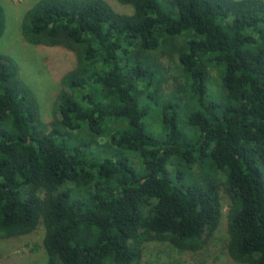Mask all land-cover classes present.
I'll list each match as a JSON object with an SVG mask.
<instances>
[{
    "label": "trees",
    "instance_id": "obj_1",
    "mask_svg": "<svg viewBox=\"0 0 264 264\" xmlns=\"http://www.w3.org/2000/svg\"><path fill=\"white\" fill-rule=\"evenodd\" d=\"M117 1L131 13L105 0L24 12L28 43L74 55L47 123L0 53V238L42 225L45 264H140L148 241L201 248L226 195L227 255L264 264V0ZM157 51L181 69L169 92Z\"/></svg>",
    "mask_w": 264,
    "mask_h": 264
},
{
    "label": "rangeland",
    "instance_id": "obj_2",
    "mask_svg": "<svg viewBox=\"0 0 264 264\" xmlns=\"http://www.w3.org/2000/svg\"><path fill=\"white\" fill-rule=\"evenodd\" d=\"M36 1L0 0L5 10V29L0 38V53L8 55L14 62L22 80L36 96L41 118L47 123L52 119L61 76L74 65V55L62 46L34 45L22 37L20 31L22 16ZM105 1L119 12L131 13V7L128 5L117 0ZM183 37H188V34H184ZM155 54L157 60L164 66V85L165 90L169 92L176 84L182 83L180 66L175 56L161 54L160 51ZM208 93L213 100H219L222 95L221 82L214 69L210 71ZM221 204L220 224L214 235L201 248L195 251H178L167 243L148 241L144 243L140 264H238L226 252L229 214L226 195L222 196ZM43 233V226L40 225L26 235L0 238V264H45Z\"/></svg>",
    "mask_w": 264,
    "mask_h": 264
}]
</instances>
